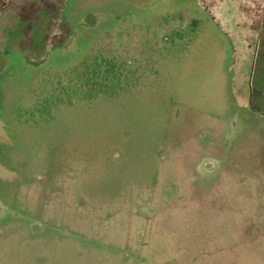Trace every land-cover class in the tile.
Listing matches in <instances>:
<instances>
[{"label": "rangeland", "instance_id": "1", "mask_svg": "<svg viewBox=\"0 0 264 264\" xmlns=\"http://www.w3.org/2000/svg\"><path fill=\"white\" fill-rule=\"evenodd\" d=\"M213 1L0 0V264H264V37Z\"/></svg>", "mask_w": 264, "mask_h": 264}, {"label": "crops", "instance_id": "2", "mask_svg": "<svg viewBox=\"0 0 264 264\" xmlns=\"http://www.w3.org/2000/svg\"><path fill=\"white\" fill-rule=\"evenodd\" d=\"M210 3L211 5L209 6L218 7L215 6L216 3H218L216 0H214L213 2H209V4ZM199 5L202 6L201 4ZM225 6L231 7L233 8V10L232 11L229 10L226 13L225 11L224 12L219 10L214 11L209 8L206 11L212 17V20L216 22L220 27H221L220 24H229V23L245 24L247 26L245 27V30L246 29L247 30L246 32L243 33H249L250 37L256 40L264 37L263 35L264 34V0H232V3H230L227 0ZM221 28L225 31L228 38L231 39L232 37L229 32V28L226 26L224 28L223 27ZM240 31L242 32V29H240ZM232 49L233 47L231 45V50ZM232 53L234 52L232 51Z\"/></svg>", "mask_w": 264, "mask_h": 264}, {"label": "water", "instance_id": "3", "mask_svg": "<svg viewBox=\"0 0 264 264\" xmlns=\"http://www.w3.org/2000/svg\"><path fill=\"white\" fill-rule=\"evenodd\" d=\"M257 100L259 101L260 104L264 105V95L263 94L258 95Z\"/></svg>", "mask_w": 264, "mask_h": 264}, {"label": "flooded vegetation", "instance_id": "4", "mask_svg": "<svg viewBox=\"0 0 264 264\" xmlns=\"http://www.w3.org/2000/svg\"><path fill=\"white\" fill-rule=\"evenodd\" d=\"M262 91V90H261ZM250 97H251V91H250Z\"/></svg>", "mask_w": 264, "mask_h": 264}]
</instances>
